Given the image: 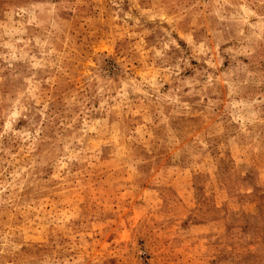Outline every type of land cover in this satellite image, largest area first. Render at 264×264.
I'll return each instance as SVG.
<instances>
[{
  "label": "rangeland",
  "instance_id": "1",
  "mask_svg": "<svg viewBox=\"0 0 264 264\" xmlns=\"http://www.w3.org/2000/svg\"><path fill=\"white\" fill-rule=\"evenodd\" d=\"M0 264H264V0H0Z\"/></svg>",
  "mask_w": 264,
  "mask_h": 264
}]
</instances>
